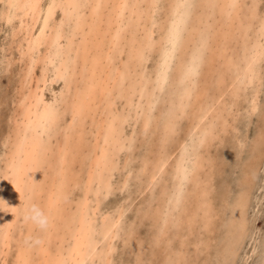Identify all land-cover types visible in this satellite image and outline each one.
<instances>
[{"label": "bare ground", "instance_id": "bare-ground-1", "mask_svg": "<svg viewBox=\"0 0 264 264\" xmlns=\"http://www.w3.org/2000/svg\"><path fill=\"white\" fill-rule=\"evenodd\" d=\"M259 3L260 0H0V24L7 28L6 36L10 39L4 44L6 47L0 46L3 54L0 72L11 71L16 79V86L8 95L7 89L4 93L0 88V97L6 103L7 96L11 99L7 129L0 138L3 147L0 150V264H109L113 259L109 260L110 253L114 252L112 241L120 235L117 226L124 222L119 221L123 210H118V203L115 216H109L108 212L101 214L100 198L112 191L111 179L120 165L121 152L125 149L134 152L131 149L138 145L140 130H148L156 105L157 111L163 113L159 120L162 128H158L162 129L161 143L155 150L145 148L146 156L135 171L140 180L147 182L143 183L145 187L166 184L161 188L157 206L150 208L153 211L151 223L158 224L157 235L167 241L169 235L165 234L170 222L177 228L185 221L181 238L191 236L198 223L208 229L206 233H213L216 228L212 220L218 211H211L210 194L213 193L207 188L208 167L210 170L213 167L211 158L206 156L207 147L215 139L221 141L220 132L227 130L224 128H227L228 115L222 114L225 97H230L233 103L249 89L248 112L258 109L259 82L263 76L262 72L259 76L258 65L264 59V7ZM151 58L154 61L147 67ZM55 83L61 85L58 91L52 89ZM4 84L7 86V81ZM47 91L51 93L48 97ZM181 118L185 120V126L182 123L184 135L177 139L180 141L176 140L178 149L170 151L167 144L179 134ZM130 120L140 128L138 133L134 132L136 127L126 135L123 126ZM260 131L264 130L260 127ZM256 132L258 135L259 130ZM251 140L248 139V146L254 141L256 147L259 140L257 144ZM261 147H264L262 143ZM240 148L234 151L242 150ZM215 150L218 152L217 147ZM253 151L251 154L257 152ZM128 160L126 158L124 164ZM247 161L243 162L247 165ZM168 165L170 171L166 170ZM250 167L251 164L247 165V171L244 167L242 177L252 183ZM129 174L122 175L121 185L114 183L118 189L128 185ZM186 183L190 185L189 191ZM246 192L244 189V192L234 193L238 206L229 221L230 236L236 232L238 224H242L241 208ZM187 205L194 211L185 215ZM43 219L46 225L41 226L39 221ZM221 223L223 225L224 221ZM187 241H191L189 237ZM179 244L182 252L187 251L181 241ZM189 245L196 246L194 242ZM229 248L227 246L231 251ZM177 255L179 262L184 254ZM164 264L171 262L166 258Z\"/></svg>", "mask_w": 264, "mask_h": 264}, {"label": "rangeland", "instance_id": "rangeland-1", "mask_svg": "<svg viewBox=\"0 0 264 264\" xmlns=\"http://www.w3.org/2000/svg\"><path fill=\"white\" fill-rule=\"evenodd\" d=\"M260 2L262 3H259V5L263 8L264 7V0H260ZM261 7H259V8H261ZM261 8V9H262ZM0 27L2 28V30L0 29V31H2V32H0V41L1 42H3V45H2V43L0 42V46L1 47H6V45H7V42L10 40L9 39V37H7L6 36V33H7V28L5 29L4 27L5 26H3V25H1L0 24ZM4 30V31H3ZM3 40V41H2ZM4 44H6L5 46H4ZM1 47H0V51H1ZM11 51H12V53H13V55L14 56H16V52H15V50H14V48H11ZM11 51H7V52H11ZM3 55V54H2ZM2 55H1V52H0V58H2ZM153 58H154V56H153ZM153 58H151L150 59V61L152 60V61H154L153 60ZM264 60V59H263ZM263 60L260 62L261 63V65H260V63H259V65H258V68H259V76H264V62H263ZM149 61V62H150ZM152 61L150 62V63H148V65L149 66H147V67H150L151 66V64H152ZM1 69H2V67H0ZM261 70V71H260ZM261 72H262V75H261ZM8 75V76H7ZM9 75H11V77L9 76ZM6 76V77H5ZM262 76V79H261V77H260V82H259V91H258V95L259 96H257V99L259 100V102H258V109L257 110H255L254 112H248V102L250 101V96H249V93H250V90L248 89V90H245V93H242V95H241V97L239 98V100L237 99V100H235L233 103H231V101H232V99L230 98V97H223L224 99V101H225V110H223L222 111V114L223 115H228V117H227V121H226V125L227 126H225V127H227V128H224L225 130V132H220V134H219V137H221L220 139H221V141L220 140H218V139H215L208 147H207V153H208V155H206V156H208V158H211V160H212V162H213V167L211 168V170H210V167H208V170H209V178L211 177V179H210V181H209V178H208V184H207V188H208V190H209V192L211 193H213V194H210V196L212 195V198H210V199H212V201L210 200V202H211V205H212V208H211V211L212 212H214V209H215V211H216V209H217V211H218V214H217V216H215L214 218H213V220H212V222H213V226H214V228H216L214 231H213V233L210 235V233L208 234V233H206L207 231H205V230H208V229H206L205 227H203L202 225H201V223H198L199 224V226L197 227H195L194 229H192L193 231H192V234H191V236L189 235V236H187V237H183V238H181L180 236H182L183 235V233H184V231H182V230H184L185 229V225H186V223H185V221H184V223L182 224V226H178L177 228H180V229H177V228H175L174 227V222L172 223V222H170V226H169V228H168V230H166L167 231V234H165L166 236H168L169 237V240L167 241L166 240V238H164V239H162L161 238V235L159 234V235H157V223L155 224L153 221H152V223H151V220H152V218H151V216H152V210L151 209H153L154 207H156L157 206V202L159 201V195H160V191H161V188H163V186H165L166 184L165 183H163V182H161V184L159 183L158 185H156V186H154V188H153V186L151 187V188H149V187H145V185L143 184V183H147L145 180H140L139 178H138V176H136L135 175V171H136V169L138 168V166L140 167V161H142L145 157H144V155L146 156V152H145V150L147 149L148 150V148L149 149H151V150H155V149H157L158 147H157V145L158 144H160L161 142H160V138H161V134H162V126H160V123L162 124V121H159V120H161L162 119V117H160V115H162L163 113L162 112H160V111H157V110H159V107L156 105L155 106V108H154V110H153V121L151 120V124H152V122H153V124L151 125L150 124V126H149V128H147L148 130L146 131H144V132H141V130H140V134H139V136H140V138H138V141H137V144L138 145H134L133 146V148L131 149L132 151H134V152H131L130 150L129 151H127L126 149H125V151L123 150V152H121V154H120V162H119V166H118V169L115 171V175L113 174V176H112V179H111V181H112V184H113V188H112V191L106 196V197H104V198H100V200H101V203L99 204V210H100V212H101V214L103 213V214H106L107 212V214H109V216H111V215H116L117 213L116 212H118V210H120V209H122L123 211H121V212H123L122 214V216L120 217V219H119V221L120 222H123V224H124V226H123V224L121 223H119V221H118V226H117V230L119 231V233H120V235H121V233L124 231V229L126 230L121 236L118 234V236L115 238V239H113V243H112V245H113V251L114 252H111L110 254H111V256H110V254H109V260H111V258L113 257V261L111 260V261H108V263L109 264H164V261L166 260V258L168 259V260H170V262H171V264H264V161H263V158H264V147H261V143H262V146L264 145V137H263V133H264V131H260V127H261V130H264V126H257V124L258 125H264V77ZM0 88H1V91H3L4 93H6V89H7V95L10 93V91L11 90H14V88H15V86H16V79H15V77H13L12 76V72L10 71V72H0ZM3 77V78H2ZM13 78V79H12ZM7 81V83L8 84H10V82H11V84L10 85H8L7 84V86L4 84V83H6V81ZM12 80V81H11ZM263 82V83H262ZM12 83H13V85H12ZM263 84V85H262ZM3 85H5V86H3ZM15 85V86H14ZM55 87H54V86ZM8 86H9V88H8ZM60 83H55V84H52V89H54V91H58L57 89H59L60 88ZM12 87V88H11ZM261 87V88H260ZM10 90V91H9ZM166 89H164L163 90V94H165L166 93V91H165ZM260 90H262V91H260ZM165 91V92H164ZM261 92V93H260ZM12 94V93H11ZM50 92L49 91H47L46 92V97H48V96H50ZM243 97V98H242ZM6 99H7V101H8V103H6V101L4 100V99H2V97H0V130L2 129V131L0 132V138H2L3 137V133L6 131V129H7V117H8V111H10V98L7 96L6 97ZM4 100V101H3ZM257 100V101H258ZM228 102V103H227ZM238 103V104H237ZM3 104V105H2ZM229 104V105H228ZM120 103H118L117 104V107L118 108H120ZM233 105H234V107H233ZM237 105V106H236ZM260 105V106H259ZM227 108V109H226ZM260 108V109H259ZM7 109V110H6ZM231 109V110H230ZM237 109H238V111H237ZM243 111V112H242ZM155 112V113H154ZM160 112V114H158ZM227 112V113H226ZM247 112V113H246ZM165 113V112H164ZM242 113V114H241ZM230 114V115H229ZM236 114V115H235ZM250 114V115H249ZM240 117H239V116ZM238 117V118H240V119H236V117ZM243 116V118H241ZM250 116V117H249ZM262 116V117H261ZM156 117V118H155ZM247 117V118H246ZM157 118H160V119H157ZM235 118V120H233ZM263 118V119H262ZM3 119V120H2ZM183 118H181L180 119V121H179V126H182L180 129H179V134L177 135V136H175V139L173 140V138L174 137H172L171 139H170V142L167 144V148H170V151L172 150V149H174L175 147H176V144H177V141H180V140H177L178 138L180 139V138H183V135H184V132H183V130L185 131V129H182L184 126H185V120L183 121L182 120ZM242 120H244V121H242ZM249 120H250V122L251 123H249ZM255 120V121H254ZM232 121V122H231ZM235 121H236V124L238 123V122H240V124L238 123L237 125L235 124ZM248 121V122H247ZM5 122V123H4ZM154 122H156V123H154ZM244 122V123H243ZM253 122V123H252ZM133 123V124H132ZM157 123H158V126H157ZM182 123H183V125H182ZM242 123H243V125H242ZM246 123H248V125H246ZM232 124V125H231ZM250 124V125H249ZM254 124V125H253ZM255 124H256V126H257V128L259 127V129H257L256 127H255ZM131 125H133L134 126V121L133 120H130L129 122H126L125 123V125L123 126L124 128V134L126 133V135H128V134H130L131 133V131L134 129V128H136V130L134 129V132H136V133H138V131H139V128H140V125H138L137 124V126H131ZM245 125H246V127H245ZM252 125H253V127H252ZM129 126H131L132 128H130ZM240 127V128H238V127ZM249 126V127H248ZM154 127V128H153ZM157 127V128H156ZM159 127H161L160 128V130L158 129ZM231 127V128H230ZM233 127H234V129H233ZM246 129H245V128ZM152 128V130H154V131H151V130H149V129H151ZM256 128V129H255ZM233 129V130H232ZM238 132H237V131ZM254 130H256V131H258L259 130V134L258 135H256L257 134V132L256 131H254ZM4 131V132H3ZM130 131V132H129ZM242 131H244V132H242ZM248 131V132H247ZM156 134H155V133ZM159 132H160V134H159ZM240 132V133H239ZM242 132V133H241ZM245 132H247V133H245ZM262 134H261V133ZM145 133H147L149 136H147V134H145ZM223 133V134H222ZM228 133V134H227ZM231 133V134H230ZM237 133H239L238 135H237ZM253 133H254V135L256 136H253ZM143 134V135H142ZM153 134V135H152ZM154 134H155V136H154ZM159 134V135H158ZM226 134V135H225ZM233 134V135H232ZM145 135H146V137H145ZM181 135V136H180ZM234 136V138L232 137V136ZM235 135H237V136H235ZM243 135H245L246 137H244ZM261 135V136H260ZM143 136V137H142ZM159 136V137H158ZM253 136V137H252ZM257 136H259L258 137V139H257ZM149 137V138H148ZM152 137V138H151ZM224 137V139L225 140H227L226 142L228 143V141H229V143L227 144L226 142H225V140H223L222 138ZM228 137V138H227ZM260 137H262L261 139H260ZM151 138V139H150ZM241 138V139H240ZM252 140H251V139ZM159 139V140H158ZM229 139V140H228ZM232 139H233V141H232ZM240 139V140H239ZM248 139H249V142H250V140L251 141H253V140H255V142H256V144H257V141H258V144H257V146L258 147H260L261 149H259V148H257V146L255 147V146H253L255 143H254V141L252 142V145H249L248 146V144L247 143H249L248 142ZM257 139V140H256ZM177 140V141H176ZM237 140H239V141H241L242 140V142L241 143H239V141H237ZM144 143H143V142ZM175 141V142H174ZM218 141H220V142H218ZM246 142V143H243V142ZM157 142V143H156ZM224 144H222V143ZM231 142V143H230ZM1 143V142H0ZM141 143H143V144H141ZM148 143V144H147ZM141 144V145H140ZM150 144H152L154 147H151L152 145H150ZM175 144V145H174ZM216 144V145H215ZM235 144V145H234ZM238 144V145H237ZM251 144V143H250ZM140 145V146H139ZM213 145V146H212ZM218 148V152H219V154H218V152H217V150H215V146ZM236 145L238 146V147H242V148H240V149H242V150H237L236 152L234 151V150H236L238 147H236ZM143 146V147H142ZM149 146V147H148ZM222 146H224V148L222 147ZM225 146L226 147H228L227 149H225ZM229 146H231V147H229ZM247 146V147H246ZM213 147V149H211V148ZM246 147V148H245ZM253 147H254V151H253ZM141 148H142V150H141ZM146 148V149H145ZM177 148V147H176ZM223 148V149H222ZM232 150H231V149ZM234 148V149H233ZM236 148V149H235ZM246 150H245V149ZM249 148H250V150H249ZM1 149H3V147H2V145L0 144V150ZM135 149V150H134ZM178 149V148H177ZM177 149H175V154H176V152H177ZM230 149V151H228ZM252 153V151L253 152H256V153H254V154H251V153H248V150ZM257 149V150H256ZM140 150V151H139ZM226 150V151H225ZM252 150V151H251ZM127 151V152H126ZM211 151V152H210ZM214 151H216L215 153H214ZM142 152V153H141ZM144 152V153H143ZM229 152V153H228ZM244 152V154H245V152H247L246 153V155H244V154H242V153ZM224 153V154H223ZM236 153V154H235ZM174 154V155H175ZM226 154V155H225ZM231 154V155H230ZM238 154V155H237ZM242 154V155H241ZM259 154V156H257ZM263 154V155H262ZM143 155V156H142ZM216 155V156H215ZM217 155H219V156H217ZM228 155V156H227ZM232 155H234L233 157H232ZM236 155V156H235ZM129 156V157H128ZM138 158H137V157ZM139 156H141V157H139ZM222 156V157H221ZM229 156H231V158H233L234 159V161L237 163V165H239V168L237 167V165L236 164H234L233 162V160L231 159V158H229ZM237 156L239 157V159L237 158ZM243 156V157H242ZM246 156V157H245ZM251 157L250 159L248 158V157ZM144 157V158H143ZM217 158V159H214V158ZM219 157V158H218ZM225 157V158H224ZM127 158V162H126V164H124V160ZM137 158V159H136ZM228 158V159H227ZM243 158V159H242ZM249 160H248V159ZM256 158H257V160H256ZM260 158V159H259ZM173 159V160H172ZM225 159V160H224ZM230 159L232 160V161H230ZM238 159V160H237ZM246 159V160H245ZM217 160V161H216ZM224 160V161H223ZM227 160H229L230 161V165H229V163H228V165H227V162H229V161H227ZM248 160V161H247ZM225 161H227V162H225ZM243 161H247L248 162V164L247 165H249L250 166V164H251V167H250V169H249V172H250V174H251V181H252V183L251 182H248V181H246L243 177H242V175H244V173L242 172V170H244V167H245V170L247 169V165L243 162ZM256 161V162H255ZM260 161V162H259ZM262 161V162H261ZM172 162H174V156L173 157H171V159L169 160V164H170V166H171V164H172ZM214 162H216L215 163V166H214ZM222 162H224V163H226V164H224L223 163V166H221V168H219L220 167V165L222 164ZM232 162V163H231ZM253 162V163H252ZM257 162H259V164L257 163ZM221 163V164H220ZM243 163L245 164V165H243ZM122 164V165H121ZM242 164V165H241ZM256 164L258 165V167H256ZM261 164V165H260ZM124 165H126V167L125 168H123V166ZM233 166V168H231L232 166ZM132 166H133V168L135 169H133L132 168ZM170 166L168 165L167 167H166V170L167 171H170ZM219 166V167H218ZM225 166V167H224ZM227 166V167H226ZM241 166H242V168H241ZM260 166V167H259ZM120 167V168H119ZM130 169H129V168ZM217 167V168H216ZM224 167V168H223ZM216 168V169H215ZM239 169V170H237V171H235V169ZM252 168V169H251ZM132 169V170H131ZM220 169V170H219ZM222 169H224V171L222 170ZM261 169H263V170H261ZM122 170V171H121ZM126 170V171H125ZM207 170V169H206ZM213 170V171H212ZM229 170V171H228ZM231 170H232V172H231ZM244 170V171H245ZM130 173L129 174V178H128V185H126V186H123V187H119L120 189H118V186H116L118 183L120 184L121 183V181L123 180L122 178H123V176L125 175V174H127L128 172ZM132 171H134V172H132ZM212 171V172H211ZM214 171H215V173H214ZM222 171H223V173H222ZM241 171V172H240ZM247 171V170H246ZM263 171V172H262ZM127 172V173H126ZM210 172H211V174H210ZM230 172H231V174H230ZM235 172V173H234ZM125 173V174H124ZM166 173V175H167V172H165ZM213 173L215 174V175H213ZM228 173V174H227ZM241 173H243V174H241ZM259 173H260V175H259ZM121 174V175H120ZM219 176H217V175ZM123 175V176H122ZM222 175V176H221ZM231 175V176H230ZM259 175V176H258ZM215 176V177H214ZM227 177V179H225ZM234 177V178H233ZM239 177V178H238ZM256 179V181H258V182H256L255 181V179ZM163 178V177H162ZM236 178V179H235ZM241 178V179H240ZM243 178V179H242ZM260 178V179H259ZM219 179H221V180H219ZM223 179V180H222ZM254 179V180H253ZM258 179V180H257ZM114 180V181H113ZM133 180V181H132ZM226 180H228V182L226 181ZM229 180H230V182L232 181V182H235V184H236V182L238 181L239 183H240V185H239V183H237L238 185H239V187H237L234 183L233 184H231V185H228V183L230 184V182H229ZM213 181V182H212ZM215 181V182H214ZM219 181V182H218ZM226 181V182H225ZM211 182V183H210ZM225 182V183H224ZM116 185H115V184ZM142 183V184H141ZM163 183V184H162ZM217 185H216V184ZM255 183V184H254ZM187 184H189V183H186V185H185V188H187L188 189V191L190 190V185H188L187 186ZM212 184H214V185H211ZM220 184V185H219ZM227 184V185H226ZM261 184V185H260ZM121 185V184H120ZM133 185V186H132ZM247 185V186H246ZM135 186H137L136 188H135ZM215 188H214V187ZM217 186V187H216ZM223 186V187H222ZM236 186V187H235ZM257 186H259V188L257 187ZM210 187V188H209ZM224 187H225V189H224ZM228 187V188H227ZM230 187V188H229ZM243 189H242V188ZM127 188V189H126ZM153 188V189H152ZM217 188V189H216ZM234 188V189H233ZM238 190H237V189ZM114 189V190H113ZM116 189H118V190H116ZM136 189V190H135ZM153 191H152V190ZM186 189V190H187ZM212 189V190H211ZM222 189V190H221ZM230 189H231V192L229 193V191H230ZM244 189L247 191L246 193H245V204H244V206H243V208H241L242 209V211H241V225L240 224H238V228L236 229V232H233V236H230V234H228L229 233V228H230V223H229V221H230V219H232L231 217L233 216V214H234V212H235V209H236V206H238V205H236L237 203V200L238 199H236V195L235 194H238V193H240V192H244ZM259 191H258V190ZM235 190V191H234ZM237 190V191H236ZM254 190V191H253ZM120 191H122V192H120ZM226 191H228L227 192V198H225L226 197ZM250 194H249V193ZM158 193V194H157ZM235 193V194H234ZM248 193V194H247ZM252 193V194H251ZM254 193V194H253ZM191 194H194V193H191ZM228 194H229V196H228ZM231 194V195H230ZM260 194V195H259ZM218 195V196H217ZM253 196V197H250V196ZM257 197V195H258V199H256V197ZM263 195V196H262ZM154 196V197H153ZM230 196L232 197L231 198V200H230ZM260 196H261V198H260ZM218 197V198H217ZM229 197V198H228ZM107 198V199H106ZM217 198V199H216ZM252 198V199H251ZM255 198V199H254ZM103 199V200H102ZM105 199V200H104ZM150 199H152V202L150 203L149 202V200ZM155 201H154V200ZM158 199V200H157ZM216 199V200H215ZM226 199V200H225ZM228 199H229V202H228ZM233 199H236V201L235 200H233ZM254 199V200H253ZM126 200V201H125ZM214 200V201H213ZM220 200V201H219ZM224 202H223V201ZM257 200V201H256ZM123 201V202H122ZM146 201H147V203H146ZM193 201V200H192ZM216 201H217V203H216ZM222 201V202H221ZM228 203H227V202ZM232 201V202H231ZM247 201V202H246ZM260 201V202H259ZM114 202V203H113ZM215 202V203H214ZM220 202H221V204H220ZM253 202V203H252ZM258 202V203H257ZM104 205H103V204ZM118 203H119V205H118ZM123 205H122V204ZM230 203H231V205H230ZM129 204V205H128ZM188 204V203H187ZM227 205V206H225V205ZM233 204V205H232ZM235 204V205H234ZM248 204H252L251 206L250 205H248ZM255 204V205H254ZM257 204V205H256ZM102 205V206H101ZM119 206V209H118V206ZM139 205V206H138ZM189 205V204H188ZM188 205H187V207H188ZM223 206V208H222V206ZM254 205V206H253ZM115 206L117 207V209L115 208ZM126 206L128 207V208H126ZM139 208H138V207ZM144 206V207H143ZM151 206V207H150ZM192 206L194 207L195 205H194V201H193V203H192ZM221 206V207H220ZM246 206V207H245ZM247 206H250V207H248L247 208ZM122 207V208H121ZM142 209H141V208ZM146 207H149V208H147V209H150V210H147L146 209ZM186 207V206H185ZM193 207H191V205L188 207V208H185V215L186 214H188V212L190 213V211H191V213H192V211H194L193 209ZM231 208V210H230V208ZM113 208H115L114 210H113ZM193 208V209H192ZM250 208H252V209H250ZM127 209V211H125V210ZM138 209V210H137ZM179 209H180V207H179ZM190 209V210H189ZM192 209V210H191ZM227 209V210H226ZM188 210V211H187ZM221 210L222 211H224V212H221ZM249 210H250V212H249ZM255 210V211H254ZM137 211V212H136ZM140 211V212H139ZM151 211V212H150ZM258 211V212H257ZM106 212V213H105ZM115 212V213H114ZM144 213V214H142V215H144V216H142L140 213ZM184 212V211H183ZM183 212H181V213H183ZM223 213V214H221V213ZM249 212V213H248ZM254 212H256V213H254ZM112 213V214H111ZM124 213H125V215H124ZM200 213V212H199ZM227 215H230L229 216V218L228 217H224V215L225 216H227ZM233 213V214H232ZM253 213H254V215H253ZM180 214V213H179ZM250 214H251V216H250ZM138 216V218L136 217V216ZM139 215H141V221H140V219H139ZM147 215V216H146ZM151 215V216H150ZM145 216H146V218H145ZM220 216H222V217H220ZM177 217V216H176ZM217 217V218H216ZM252 217V218H251ZM143 218V219H142ZM145 218V219H144ZM220 218V219H219ZM223 218V219H222ZM226 218H228L227 219V221H226ZM240 218V217H239ZM135 219V220H134ZM138 219H139V222H138ZM252 221H251V220ZM126 220V221H125ZM145 221L144 223H143V221ZM147 220V221H146ZM194 220L196 221V222H198V220H196V218H194ZM218 220V221H217ZM221 220H223L224 221V223H223V225H222V223H221ZM253 220H254V222H253ZM217 221V222H216ZM249 221L250 222H253V223H251V224H249ZM142 222V223H141ZM177 223H179L178 221H176ZM175 222V224H177ZM216 222V223H215ZM227 222V223H226ZM130 223V224H129ZM133 223V224H132ZM140 223H141V226H140ZM148 224L147 226L145 225V224ZM150 223V224H149ZM221 225H220V224ZM143 224V225H142ZM218 224V226L220 227H216V225ZM129 226V227H127V226ZM135 225V226H134ZM140 226V227H138V226ZM149 225H151V226H149ZM154 225V226H153ZM254 225V226H253ZM121 226L123 227L122 229H120L121 228ZM137 226V227H136ZM173 226V227H172ZM250 226H252V229H251V227ZM222 227H223V229H222ZM225 227V228H224ZM151 228V229H150ZM203 228V229H202ZM249 228V229H248ZM255 228V229H254ZM134 229H136V230H134ZM148 229H149V231H148ZM182 229V230H181ZM220 229V230H219ZM239 229V230H238ZM242 229H245V230H242ZM129 230H130V232H129ZM176 230H179V231H176ZM202 230V231H201ZM219 230V231H218ZM250 230H251V232H250ZM121 231V232H120ZM133 231V232H132ZM152 231V232H151ZM225 231H227V232H225ZM242 231H245V232H242ZM254 231H255V233H254ZM171 232H172V234H171ZM215 232V233H214ZM218 232V233H217ZM262 232V233H261ZM132 234V235H130L129 236V234ZM134 233H136V234H134ZM176 233V234H175ZM191 233V232H190ZM225 233V234H224ZM250 233V234H249ZM252 233V234H251ZM256 233H257V235H256ZM138 234V235H137ZM153 234V235H152ZM180 234V235H179ZM194 234V235H193ZM198 234V235H197ZM203 234V235H202ZM208 234V235H207ZM242 234H245V235H242ZM126 235V236H125ZM134 235V236H133ZM137 235V236H136ZM156 235V236H155ZM179 235V236H178ZM205 235V236H204ZM207 235V236H206ZM215 235V236H214ZM252 237L253 235V237L255 238H250V236ZM153 236V237H152ZM157 236H158V238H157ZM175 236V237H174ZM212 236V237H211ZM247 236H249V237H247ZM127 237V238H126ZM130 237V238H129ZM135 237V238H134ZM174 239V241H173V239ZM188 237H189V239L191 240V241H187V239H188ZM194 237H195V239H194ZM213 237H215L216 239H210V238H213ZM223 237V238H222ZM225 237L227 238L228 237V239H226L225 240ZM262 237V238H261ZM134 238V239H133ZM136 238H137V240H136ZM152 238L154 239V240H152ZM178 238V239H177ZM181 238V239H180ZM221 238V240H219ZM128 241H127V240ZM143 239V240H142ZM176 239H177V241H176ZM186 239V240H185ZM163 240V241H162ZM199 240V241H198ZM236 240V241H235ZM248 240V241H247ZM251 240H252V243H250L251 242ZM257 240H259V241H257ZM157 241H159V242H157ZM182 242L183 243V245H185L186 247H187V251H185V252H182L183 250H182V248H181V246H180V244H179V242ZM216 241V243H214ZM221 241L223 242V244L221 243ZM240 241V242H239ZM247 241V242H246ZM114 242H116V243H114ZM132 242V243H131ZM170 242V243H169ZM173 242V244H171ZM192 242H194L195 244H196V246H193V245H189V247H188V244H191ZM241 242H242V244H241ZM244 242V243H243ZM131 243V244H130ZM142 243V244H141ZM157 243H161L160 245L159 244H157ZM186 243H188V244H186ZM210 243L212 244V245H210ZM221 243V244H220ZM141 244V246L139 247V245ZM156 244V245H155ZM163 244V245H162ZM220 244V245H219ZM230 244V245H229ZM239 244V245H238ZM255 244V245H254ZM131 245H132V248L134 249H132L131 248ZM169 245V246H168ZM173 245V246H172ZM200 245V246H199ZM202 245V246H201ZM257 245V246H256ZM261 245V246H260ZM149 246V247H148ZM153 246H154V248H153ZM156 246V247H155ZM159 246H160V248H159ZM227 246H230L231 248H229L231 251H229V250H227ZM242 246H243V249H242ZM98 247H100V246H98ZM177 247V248H176ZM203 247V248H202ZM254 247V248H253ZM140 248V249H139ZM202 248V249H201ZM168 249V250H167ZM221 249V250H220ZM131 250V251H130ZM162 250H163V252H162ZM178 250V251H177ZM190 250V251H189ZM233 250V251H232ZM246 250V251H245ZM196 251V252H195ZM248 251V252H247ZM257 251V252H256ZM133 252V253H132ZM170 252V253H169ZM246 252V253H245ZM256 252V253H255ZM149 253V254H148ZM154 254L153 256H152V254ZM165 253V254H164ZM166 253L167 254H169V255H166ZM173 253V254H172ZM180 253H183L184 254V257L182 258V259H179V262L177 261L178 259V255L177 254H180ZM203 253V254H202ZM219 254V255H216V254ZM224 255V257H223V255ZM240 253H241V255H240ZM245 253V254H244ZM255 253V254H254ZM147 254V255H146ZM156 254V255H155ZM163 254V256L165 257H163V256H161ZM194 254V255H193ZM239 254V255H238ZM246 254H247V256H246ZM256 254H259V255H257V256H255ZM261 254V255H260ZM145 255H146V257H145ZM206 255H207V257H206ZM133 256H134V258H133ZM161 257V259H160V257ZM166 256H168V257H166ZM218 256H220V257H218ZM143 257V258H142ZM175 257H176V259H175ZM209 257V258H208ZM216 257H217V259H216ZM222 257V258H221ZM247 257V258H246ZM151 258L153 259V262H152V260H151ZM194 258V259H193ZM212 258V259H211ZM230 258V259H229ZM246 258V259H245ZM252 260H251V259ZM131 259V260H130ZM175 260V261H173V260ZM223 261H222V260ZM244 259V260H243ZM249 259H250V261H249ZM134 260L136 261V262H134ZM139 260V262H137ZM192 260L194 261L193 263H191L192 262ZM129 261H131L130 263H129ZM151 261V262H150ZM172 261H173V263H172ZM177 261V262H176ZM195 261H196V263H195ZM248 261V262H247ZM203 262V263H202ZM211 262V263H210ZM220 262V263H219ZM222 262V263H221Z\"/></svg>", "mask_w": 264, "mask_h": 264}, {"label": "clouds", "instance_id": "clouds-1", "mask_svg": "<svg viewBox=\"0 0 264 264\" xmlns=\"http://www.w3.org/2000/svg\"><path fill=\"white\" fill-rule=\"evenodd\" d=\"M39 223L41 224V226L46 225V219L40 220Z\"/></svg>", "mask_w": 264, "mask_h": 264}]
</instances>
